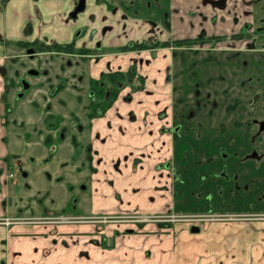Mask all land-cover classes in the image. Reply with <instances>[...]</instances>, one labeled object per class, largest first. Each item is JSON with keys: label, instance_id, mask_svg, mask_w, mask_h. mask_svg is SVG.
Here are the masks:
<instances>
[{"label": "crops", "instance_id": "0c3cea01", "mask_svg": "<svg viewBox=\"0 0 264 264\" xmlns=\"http://www.w3.org/2000/svg\"><path fill=\"white\" fill-rule=\"evenodd\" d=\"M76 1L0 5V264H264V218L212 223L199 233L178 228L177 234L136 228L153 226L148 222L126 228V223L105 226L82 218L55 221L68 208L122 218L166 211L174 184L168 164L177 159L181 144L173 130L195 101L188 66L194 60L178 58L185 53L176 54L172 44L137 45L155 38L194 40L202 18L203 34L211 32V20L227 27L219 33L234 34L232 18L243 22L247 9L249 34L264 27L257 20L264 19L261 0H228L224 8L205 0H88L86 11L72 21ZM96 40L101 42L97 50ZM20 41L46 48L37 47L30 56L16 44ZM54 43L75 49H47ZM226 48L244 55L249 65L258 60L255 44L209 53ZM181 49L195 56L207 52ZM133 67L144 78L143 89L134 92L128 86L102 116L90 118L92 82ZM233 76L230 72L228 83ZM78 98L84 99L83 109L77 108ZM29 162L36 164L31 177ZM15 167L28 170L25 189L8 177ZM239 182L243 177L237 187ZM19 193L34 200V208L27 199L19 202ZM36 195L46 197L49 208L39 205ZM107 238H113L111 247L103 246Z\"/></svg>", "mask_w": 264, "mask_h": 264}, {"label": "rangeland", "instance_id": "374dc122", "mask_svg": "<svg viewBox=\"0 0 264 264\" xmlns=\"http://www.w3.org/2000/svg\"><path fill=\"white\" fill-rule=\"evenodd\" d=\"M6 1L7 0H0V5H4ZM263 1L264 0H261L259 2V8H261L262 5V8H264ZM202 4L204 6L203 2ZM245 4L248 6L247 8L251 6L250 1H245ZM84 12L80 14H83ZM243 12L244 15L247 16L244 17L245 20L250 17V11L248 9ZM237 19L239 18H232V23L238 30L234 34L219 33V30H221V32L227 31V27L215 25V20H211L212 27L209 35L203 34V32L207 33V28H204L203 24L206 25V21L204 22V18H202V21H200L201 29L197 34V37H195L196 39L175 43L172 41L168 43V45L172 44L176 47V54L179 55L181 52L185 53L178 58H186L189 63L191 62L190 60H194L191 63V66L190 64L188 66L191 72H196V74L191 76V81L195 88L206 83L211 87L209 90L210 92H214L216 89L221 91L220 89L225 88L229 91L228 95H223L221 100H218L220 105L218 107L217 119H211L210 122H208L206 118L202 119L201 122L203 124H196V127H199V129L202 128V125L205 128L217 127L220 124L219 120L224 118L223 111L227 107L226 105L234 103L235 99L232 100L235 98L234 93H239V96L237 97H243V99L246 100L251 97L250 95L253 93V90L241 87L240 82L242 79L239 77H235L232 80V83H228L227 81L230 78V72H232L231 67H244L243 64L245 62L244 55L233 52V48H226L224 52L218 53L201 51L195 56L192 51H183L181 46L186 50L189 47L201 49L200 47L208 48L214 46L217 49L221 46L236 48L243 46L244 48L249 47L251 44H255V48H258L259 50L264 48V29H262L261 32L255 30L247 34L244 29L247 23L244 22L245 20L240 22L237 21ZM262 19L263 18L261 17L257 18L259 23H262ZM71 20L77 21L78 18ZM214 30L218 31V33H214ZM98 44H101V42L96 40L94 46L96 50L98 49ZM95 49L87 50L88 52L95 53ZM255 55L258 57V60L255 59V61H253L254 63L249 65V71H256L257 79L260 81H258L257 84L255 78L252 77V82H249L248 85L249 87L252 85L256 89L257 86L261 88L258 93L260 100L256 101L255 99L253 101L250 98L245 104V106H247L246 110L241 109V111L238 109V113H232L226 120V123L228 122L229 124H225L222 130L217 127L216 131H211V136H207L206 140L202 137L199 138L193 129L188 127L186 128L189 129L188 132L182 131L179 134V140L176 141L181 142V144L178 145V148L175 151L177 159L171 160L168 164V168L172 169L170 175L173 176L174 184L172 187L173 193L170 194L172 202L169 206L166 204V209V205H164L165 203L162 202V207H164L163 210L165 209L166 211L159 212L155 215L146 216L141 214L139 216L122 218L106 215L97 217L94 216V214L87 213L83 209L74 210V208H68L66 211L61 212V219H55V221L59 223L68 219L81 220L82 218V220L92 223L101 224V222H103L101 225L104 224L105 226L114 225L112 223L122 221V223L128 225L125 224L126 228L135 223L139 224L148 222L147 224L151 223L153 226L143 227L144 224H142L141 226L137 225L136 228H139V230L147 227H153L154 229L156 227L158 229L164 228L169 229V233L173 232L177 234L179 233V231H177L178 228L181 230L184 229L183 232L185 231V233H187L189 232L188 229L193 226L205 230L207 225L212 223L224 224L231 220L264 218V199H262V195L264 194V160L256 162L250 159L245 164L239 161L251 152L252 140L255 141L256 149L259 151L264 149V130L261 131L259 129V122L264 121V95L261 93L264 92V76L261 77L259 75V72L264 70V54L260 53V51H256ZM226 62L230 63L227 64ZM253 69H255V71H253ZM209 77H216L217 79L210 84L207 82ZM135 85H138L137 81L135 82ZM202 90L207 91V88ZM76 101L77 108L83 109L84 99L78 98ZM215 103H217L216 99L203 98V104L214 105ZM253 103L259 104V106L252 109L251 105ZM254 120L259 122L254 123ZM222 149L230 155L227 160L222 159ZM26 158H28L27 155ZM28 165L31 167V177L32 173L36 171V164L29 162ZM13 170V174L15 175L12 180H18L21 183L22 188L25 189V183L28 182V179L23 173H28V170L21 171L18 167H15ZM223 171L231 177L237 173L243 177V182H239L237 187V184L234 183L233 179L227 181L221 176ZM245 185L249 186L247 190L244 188ZM88 196L90 201L91 195L89 193ZM62 198V195L58 196V203ZM17 199L19 202H22L23 199H27L26 203L31 204L32 208L36 205V203L34 204V200L29 199L28 196L23 193H19ZM37 199L39 205L49 208V203L46 197L43 198L38 196ZM103 235L102 233H98L99 238L103 237ZM106 245L111 247L113 245V238H107V240L103 241V246L106 247ZM96 249L97 247L94 248V250ZM98 249L100 250V247H98Z\"/></svg>", "mask_w": 264, "mask_h": 264}, {"label": "flooded vegetation", "instance_id": "af4514ba", "mask_svg": "<svg viewBox=\"0 0 264 264\" xmlns=\"http://www.w3.org/2000/svg\"><path fill=\"white\" fill-rule=\"evenodd\" d=\"M36 2L38 1V0H35ZM79 1L80 0H77L76 1V4H75V6H74V8H73V10L69 13V17H70V14L71 13H73V11L77 8V6L79 5ZM99 1V0H98ZM107 1V0H106ZM205 1H207V0H205ZM214 1H218V0H214ZM227 2H228V0H226V3H225V6H226V4H227ZM87 4H88V0H86V8H87ZM208 4H210V3H208ZM211 5V4H210ZM213 6V5H212ZM215 7V6H214ZM217 8H219V7H217ZM86 10V9H85ZM36 12L37 13H39V10H38V8L36 9ZM80 14V13H79ZM78 14V15H79ZM78 17V16H77ZM76 17V18H77ZM71 18V17H70ZM76 18H74V19H76ZM71 19H73V18H71ZM263 21H262V23L264 22V19H262ZM262 29H264V27H260V28H258V29H256V30H258L259 32H261L262 31ZM80 33H81V31H78V37H80ZM236 36V35H235ZM259 36H260V34H259ZM216 38V37H215ZM219 38V37H218ZM38 42H36V41H34L33 43H25V42H22L21 43V41L20 42H16V44H22L25 48H27L26 49V51H28V50H33V51H35L34 52V54H28V52H27V54L28 55H30V56H34L35 54H36V49H37V47H41V46H44L45 48H46V45H44V43L40 46V44H37ZM151 43V45L154 47V48H158V47H169V45H168V43H162V42H160L157 38H155L154 39V41H152V42H150ZM52 45H59V44H57V43H54V44H52ZM71 46H73L72 47V49L74 50L75 49V46H74V44H70ZM69 45V46H70ZM62 46H66V45H62ZM98 46L100 47V44H98ZM182 48H183V46H181ZM201 49H196V48H193V47H189V48H187V49H191V50H205V51H207V52H210V51H212V50H215V49H217L216 47H208V48H203V47H200ZM257 51H260V53H263L264 54V48H262V49H260V50H257ZM238 53V52H237ZM227 64H229L230 62H226ZM244 67H231L232 68V72L234 73V76L233 77H239V78H241L242 79V83L240 82V85H241V87H244V88H249V89H252L253 90V93H251V97H249V99L251 98L253 101L256 99V101H259L260 100V98H259V90H258V86H257V89L256 88H254V86H252L251 85V87H249V85H248V83L249 82H252V79L253 78H255V82L258 84V81H260L259 79H257V76H255V75H253V74H249V64H247L246 62H244ZM190 66H191V64H190ZM133 68H135V67H133ZM132 68V69H133ZM247 73V74H246ZM192 75H194V74H196V72H192L191 73ZM102 77V76H101ZM253 77V78H252ZM261 77H263V75L261 76ZM216 77H209L208 78V80H207V82L208 83H210V84H212V82H215L216 81ZM229 82V81H228ZM195 85V84H194ZM240 85H239V87H240ZM244 85H246V86H244ZM205 88H207V91L206 90H202V89H205ZM211 89V87L210 86H208L206 83H203V84H201V85H199V87L197 86L196 88H195V91H194V93H193V96H194V103H193V107H192V109L190 110V111H188V113L187 114H185L184 115V117H182V119L180 120V122H179V124H177L176 126H175V128H174V130H173V133L175 134V136H176V139L177 140H179V134L182 132V131H184V132H188L189 131V129H186L187 127L188 128H191V129H193V131L196 133V135L200 138V137H202V138H205V140L207 139V136H211L210 135V133H212L211 131H216L217 130V127L218 128H220L221 130H222V128L224 127V125L226 124L227 125V123H226V120H227V118L232 114V113H238V111L239 110H241V109H244V110H246V107L247 106H245V104L248 102V100L249 99H246V100H244L243 99V97H237V96H239V93H234V97L235 98H233L232 100H234L235 99V101H234V103H232V104H228V105H226L225 107V110L223 111V117L224 118H221L220 120H219V125L217 126V127H210V128H205V127H203V125H202V128H200L199 129V127H196V124H203L201 121H202V119H207V121L208 122H210L211 121V119H217V113H218V107H219V102H218V100L220 99L221 100V97L223 96V95H228V92L229 91H224V90H221V91H219V90H214V92H210L209 90ZM242 89V88H241ZM125 90V89H124ZM123 91V90H122ZM121 91V92H122ZM243 91V90H242ZM120 92V93H121ZM261 92V91H260ZM263 95H264V92H261ZM204 97H206V98H208V99H216L217 100V103H215L214 105H207V104H203V98ZM252 101V102H253ZM251 102V103H252ZM258 107L259 106V104H252L251 105V108L253 109V108H255V107ZM239 109V110H238ZM263 110H264V108H263ZM242 111V110H241ZM224 119H225V121H224ZM75 120H77V118L75 119ZM259 121H257V120H254V123H258ZM262 123H264V121H260L259 122V129L261 130V124ZM229 124V123H228ZM200 126V125H199ZM190 129V130H191ZM202 129V130H201ZM215 133V132H214ZM251 143H252V150H251V152L250 153H248L247 155H245V157H243V158H241L239 161L241 162V163H243V164H245L248 160H250V158H249V156H251L254 152H257V158L256 159H252V160H254V161H256V162H261V161H263L264 160V149L262 150L261 149V151H259L258 149H256V145H255V141L254 140H252L251 141ZM221 156H222V159H224V160H227L229 157H230V155L228 154V153H226L225 152V150L224 149H222V151H221ZM247 158V159H246ZM246 159V160H245ZM245 160V161H244ZM12 175V176H11ZM221 176L224 178V179H226L227 181H231L232 179H233V181H234V183L236 184L237 182H238V178H239V176L240 175H238V174H234L233 175V177H231L230 175H228L225 171H223L222 173H221ZM8 177L9 178H14V174L13 173H10V174H8ZM244 188H246V190L249 188V186L248 185H245V187ZM263 196H264V194L262 195V199H263ZM101 223H103V222H101ZM114 223H116V222H114ZM118 223H122V221H118Z\"/></svg>", "mask_w": 264, "mask_h": 264}, {"label": "trees", "instance_id": "16d2710c", "mask_svg": "<svg viewBox=\"0 0 264 264\" xmlns=\"http://www.w3.org/2000/svg\"><path fill=\"white\" fill-rule=\"evenodd\" d=\"M138 48H147L151 47V43H143L137 45ZM73 46H60L52 45L47 47L54 51H74ZM134 48L133 45L130 46V49ZM138 82V85H135V82ZM144 78L137 74L136 69L133 68L128 72H115V73H106L102 75L100 80H95L91 84V103H90V118H96L102 116L103 113L112 105L113 102L117 99L120 92L127 88L128 86L132 87L134 92L142 90L144 87Z\"/></svg>", "mask_w": 264, "mask_h": 264}, {"label": "water", "instance_id": "95a60500", "mask_svg": "<svg viewBox=\"0 0 264 264\" xmlns=\"http://www.w3.org/2000/svg\"><path fill=\"white\" fill-rule=\"evenodd\" d=\"M205 3H210L211 5H213L215 7L224 8L226 0H218V1L207 0V1H205ZM85 9H86V0H80L79 5L73 11V13L70 14V17L73 19L76 18L78 16V14L84 12ZM27 52H28V54H34L35 51L28 50ZM263 130H264V123L261 124V131H263ZM257 156H258L257 152H254L251 156H249V158L250 159H256ZM200 231H201L200 227H197V226L191 227L192 233H199ZM133 232H134V230H128L127 231V233H133Z\"/></svg>", "mask_w": 264, "mask_h": 264}, {"label": "built area", "instance_id": "2783aa9c", "mask_svg": "<svg viewBox=\"0 0 264 264\" xmlns=\"http://www.w3.org/2000/svg\"><path fill=\"white\" fill-rule=\"evenodd\" d=\"M12 176V175H11Z\"/></svg>", "mask_w": 264, "mask_h": 264}]
</instances>
